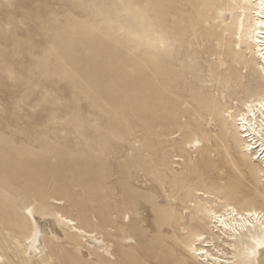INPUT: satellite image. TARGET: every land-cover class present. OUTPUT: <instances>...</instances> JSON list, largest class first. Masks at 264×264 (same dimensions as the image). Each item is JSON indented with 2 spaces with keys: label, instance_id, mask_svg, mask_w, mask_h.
<instances>
[{
  "label": "rangeland",
  "instance_id": "obj_1",
  "mask_svg": "<svg viewBox=\"0 0 264 264\" xmlns=\"http://www.w3.org/2000/svg\"><path fill=\"white\" fill-rule=\"evenodd\" d=\"M153 2L0 0V158L20 160L0 169V264L23 256L16 239L29 234L28 204L61 210L113 244L115 259L101 258L67 233L43 243L55 264H196L186 249L190 229L180 225L203 197L197 189L220 196L236 188L234 201L264 208L259 162L220 168L241 161L239 142L228 122L203 109L217 82L200 36L185 51L172 43L181 63H155L154 78L140 77L136 60L126 65V53L137 59L160 34ZM197 135L218 151L207 164L186 151ZM33 164L42 175L28 182L18 166ZM101 211L111 212L112 226L98 224Z\"/></svg>",
  "mask_w": 264,
  "mask_h": 264
},
{
  "label": "bare ground",
  "instance_id": "obj_2",
  "mask_svg": "<svg viewBox=\"0 0 264 264\" xmlns=\"http://www.w3.org/2000/svg\"><path fill=\"white\" fill-rule=\"evenodd\" d=\"M153 3L154 24L156 23L160 34L155 38L154 44L137 56V59H134L133 53H126V65L133 69L131 65L136 60L138 75L154 78L155 73L151 68L158 70L155 63L171 67L181 60L172 55V43L177 42L178 48L185 51L187 43L194 42L191 37L199 35L200 42L196 39L195 42L203 46L202 52L207 55V70L217 82L213 87L217 97L209 94L212 87L209 86V96L201 100L203 109L221 118L223 125L228 122L233 128L231 136L239 142L241 161H227V164L220 161V168L228 164L231 168H236L242 163L250 164L255 160L260 166L254 173L257 178L261 177L259 173H263L264 183V0H154ZM178 10L182 12L178 13ZM196 51L197 49L195 53ZM193 77L197 76L194 74ZM224 99H228L229 103L222 105L220 100ZM226 134L223 135L224 147L229 140ZM209 143L211 147H205L198 135L186 143V151L199 154L194 163L207 164V155H218L212 140L209 139ZM4 149L0 147V150ZM0 160V169L5 164L8 167L15 162L20 164V160L14 161L3 156ZM179 160L181 161L176 159ZM6 168L1 172L11 177L14 171L9 172ZM18 168L28 182L40 172V166L36 164ZM233 190L232 194H224L222 191L220 196L207 190H196L197 195L203 197L199 202L193 203L188 220L180 225L181 229H190L186 249L189 258L196 264H264V208L234 201L232 197H235L238 189ZM260 197L264 201V186ZM99 216L100 226L114 224L110 211H101ZM24 217L30 229L29 234L22 241L16 239L17 245L23 247V256L18 263L14 261L18 259V255L13 253V259H8V264H55L52 253L44 250L43 243L47 241L54 244L66 237L67 233L75 238L80 237L88 249L99 251L101 258L115 259L113 244L109 240L88 230L61 210L47 212L44 208L28 204L24 207ZM86 222L90 223L88 220ZM127 239L131 243L133 238L128 236ZM78 249L81 251L83 248L79 246ZM81 254L89 255L87 252ZM3 260L2 255L0 262Z\"/></svg>",
  "mask_w": 264,
  "mask_h": 264
}]
</instances>
